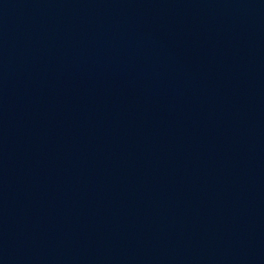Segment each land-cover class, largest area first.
<instances>
[{"label": "water", "instance_id": "obj_1", "mask_svg": "<svg viewBox=\"0 0 264 264\" xmlns=\"http://www.w3.org/2000/svg\"><path fill=\"white\" fill-rule=\"evenodd\" d=\"M0 264H264V0H0Z\"/></svg>", "mask_w": 264, "mask_h": 264}]
</instances>
